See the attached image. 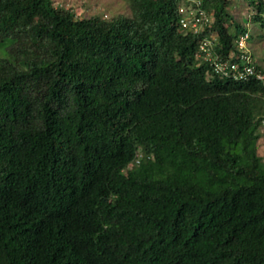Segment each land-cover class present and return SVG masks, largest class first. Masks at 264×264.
Here are the masks:
<instances>
[{"label":"trees","instance_id":"trees-1","mask_svg":"<svg viewBox=\"0 0 264 264\" xmlns=\"http://www.w3.org/2000/svg\"><path fill=\"white\" fill-rule=\"evenodd\" d=\"M230 4L201 7L242 63ZM129 5L0 0V264H264V79L197 57L195 3Z\"/></svg>","mask_w":264,"mask_h":264},{"label":"built area","instance_id":"built-area-1","mask_svg":"<svg viewBox=\"0 0 264 264\" xmlns=\"http://www.w3.org/2000/svg\"><path fill=\"white\" fill-rule=\"evenodd\" d=\"M195 3V7H181V24L185 30H192L199 34L204 32L199 46L197 57L210 61L213 71L222 76L233 77L237 80H249L253 77L264 79V72L259 70L254 62L253 55L248 49L249 32L242 34L237 39V46L241 52V58L245 61L244 64L235 61L233 54L227 57L220 56L214 51L217 34L211 28L213 17L207 10L201 7L203 0H189ZM209 30V31H208Z\"/></svg>","mask_w":264,"mask_h":264},{"label":"rangeland","instance_id":"rangeland-1","mask_svg":"<svg viewBox=\"0 0 264 264\" xmlns=\"http://www.w3.org/2000/svg\"><path fill=\"white\" fill-rule=\"evenodd\" d=\"M247 0H232L230 12L237 20L247 21L250 17L251 9L247 5ZM56 4H62L71 8L77 17H91L101 15L104 18L111 19L121 14L131 15L129 0H55ZM257 29V25L249 22L248 29ZM255 29V30H256ZM254 30V31H255ZM250 45V44H249ZM250 50L255 53L256 61L264 66V38H255L251 43ZM245 61L242 60V64ZM261 136L258 139V153L264 159V127L260 130Z\"/></svg>","mask_w":264,"mask_h":264},{"label":"clouds","instance_id":"clouds-1","mask_svg":"<svg viewBox=\"0 0 264 264\" xmlns=\"http://www.w3.org/2000/svg\"><path fill=\"white\" fill-rule=\"evenodd\" d=\"M189 1V0H188ZM230 1H232V0H230ZM241 1V0H240ZM247 5H248V7H250V9H251V13H250V17H251V14H252V12L254 11V8H253V6L252 5H249L248 4V2H247ZM230 6H231V4H230ZM187 7H189V6H187ZM208 13H210V12H208ZM211 15H212V17H213V21H214V16H213V13H210ZM250 17H249V19L247 20V21H245L246 22V25L248 26L249 25V22H250ZM212 21V22H213ZM211 28L212 29H214L213 27H212V25H211ZM215 30V29H214ZM209 31V30H208ZM216 31V30H215ZM246 32H249V39H248V49L250 50V47H251V43H252V40H251V30H246L244 33H246ZM244 33H242V34H244ZM216 34H217V31H216ZM242 34H240L236 39H235V42H236V45H238L237 44V39L242 35ZM217 37H218V35H216ZM250 44V45H249ZM250 52L252 53V51L250 50ZM254 54V52L252 53V55ZM253 59H254V62H255V64H256V60H255V58L253 57Z\"/></svg>","mask_w":264,"mask_h":264}]
</instances>
